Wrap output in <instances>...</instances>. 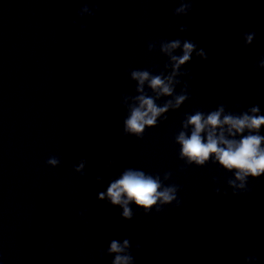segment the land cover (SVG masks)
<instances>
[{"label":"clouds","instance_id":"clouds-1","mask_svg":"<svg viewBox=\"0 0 264 264\" xmlns=\"http://www.w3.org/2000/svg\"><path fill=\"white\" fill-rule=\"evenodd\" d=\"M192 0H181L180 7L174 10L175 15H186L191 10ZM92 15L88 7L81 9L80 15ZM181 32L186 31L181 27ZM255 33L245 35V45L252 44ZM155 45L148 44L151 52ZM179 49L181 55L173 52ZM160 52L168 57L169 63L165 68H170L168 75L160 73L153 75L149 70H133L130 78L136 81V92L138 95L126 97L134 103L130 105V115L124 120V133L134 134L142 138L146 127L157 126L158 118H167L169 110H177L189 98L187 85L181 94H175V87L180 83L177 77L187 75L180 71L181 66L189 63L195 52L196 56L207 60L208 57L203 49L197 50L196 45L188 40L181 42L179 39L174 41H161ZM258 67L264 69V59H261ZM145 82L148 89L154 95H148L145 91ZM161 97H172L166 100L161 106L156 103ZM191 126L190 134L188 133ZM264 126V115L260 114L259 106H253L248 111L239 115L226 113L225 107L220 105L216 110L207 114L197 110L194 114L186 115L182 123V129L175 137L176 143L180 147V159L187 158V163H195L197 166H204L206 162L212 161L219 163L223 169L234 174V179L227 181L233 189V195L239 191L246 190L249 177L259 178L264 175V136L259 134L261 127ZM245 133H247L245 135ZM51 167L60 164L59 158L52 156L46 161ZM85 161L81 160L75 166V171L83 175ZM113 164L114 161H109ZM171 173H165L163 179L169 180ZM97 181L102 177L97 175ZM239 182V183H237ZM179 188L177 185L164 186L160 176H153L138 169H126L118 179L112 181L107 187V191L100 192L98 199L103 201L107 197L112 206L119 205L122 209V218L131 220L133 212L130 204L134 203L138 208L144 210L145 214L152 211H161L162 206L176 202ZM218 195H227V192ZM139 248V245H137ZM130 242L125 239L121 244L117 240H112L107 249L109 255L115 254L112 264H133V256L130 251ZM252 259V258H250Z\"/></svg>","mask_w":264,"mask_h":264}]
</instances>
